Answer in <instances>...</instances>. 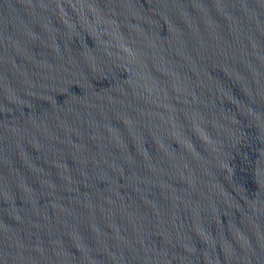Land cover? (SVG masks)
<instances>
[{
  "label": "water",
  "instance_id": "water-1",
  "mask_svg": "<svg viewBox=\"0 0 264 264\" xmlns=\"http://www.w3.org/2000/svg\"><path fill=\"white\" fill-rule=\"evenodd\" d=\"M0 264H264V0H0Z\"/></svg>",
  "mask_w": 264,
  "mask_h": 264
}]
</instances>
